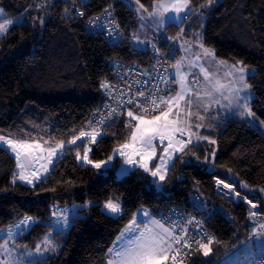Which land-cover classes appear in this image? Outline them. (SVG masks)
Instances as JSON below:
<instances>
[{"label":"trees","instance_id":"trees-1","mask_svg":"<svg viewBox=\"0 0 264 264\" xmlns=\"http://www.w3.org/2000/svg\"><path fill=\"white\" fill-rule=\"evenodd\" d=\"M69 1L80 4L87 17L113 8L124 29L123 40L112 43L90 34L82 21L71 16L67 0H0L7 15L16 19L0 38V136L21 140L35 136L37 129H48L52 141L69 144L81 131L90 130L91 117L103 101L101 84L112 76L111 62L143 66L149 62L152 47L140 50L134 44L139 20L128 1ZM190 3V20L179 26L185 27L187 37L202 31L204 45L219 59L255 70L248 78L254 91L252 110L264 123V0ZM140 4L152 11L156 0H139ZM179 26L173 23L167 30ZM127 114L101 130L91 149L92 162L109 159L128 142L131 120ZM205 133L214 143L187 145L161 190L143 169L119 178V161L107 176L101 175L77 156L84 155L85 142L67 147L49 174L29 186L17 181V160L0 141V244L6 240L4 230L30 216L38 223L21 241L36 246L53 230L49 221L56 206L89 203L81 209V216L73 218L68 231L55 233L59 250L37 264H107L108 249L137 212L147 208L159 217L173 208L197 216L214 235L210 255L205 257L197 247L186 264L220 263L252 237L255 225L250 204L230 198L217 181L232 184L257 205L264 218V135L249 121L235 117L215 122ZM158 160L159 155L153 168ZM195 194L207 203L205 211L190 203ZM109 200L121 204L119 216L104 211Z\"/></svg>","mask_w":264,"mask_h":264},{"label":"rangeland","instance_id":"rangeland-1","mask_svg":"<svg viewBox=\"0 0 264 264\" xmlns=\"http://www.w3.org/2000/svg\"><path fill=\"white\" fill-rule=\"evenodd\" d=\"M126 1H128L137 12L139 26L134 35V44L138 49H148L149 47H152L153 44L160 45L162 41L170 42L172 40L178 44L180 43L179 47L180 49H183L186 55V60L184 58V62L180 65L179 74L177 73L176 70L177 63H174L172 65V75L175 78L174 80L175 87L172 91L169 92L168 94L169 96H167L165 99H168L169 97H175L176 93L181 91L180 82L181 79H183V82L186 86L185 99L191 100V105L188 106L185 104V101L183 100L180 101L178 107L172 108V113L170 114L169 119L177 120L178 123L176 127H179L183 132H185L188 135V142L189 141L191 142L190 143L186 142L187 145H191L193 143L199 144V142L202 141L213 143V140L210 139L208 135H206L205 133L206 129H210V127H213L215 122H218L220 120H227L228 118H232V117L249 121L253 127L258 129L264 135V123L262 121H260L255 115L241 114L244 111L242 105L245 103H247L248 108L251 109V112L253 113L252 102L254 100V91L248 83V78L249 76L255 73V70L248 66H244L242 63L227 62L216 57L215 51L204 45L202 31L191 35V37H187L184 34L185 27H180L179 25L183 23L187 24V22H189L190 20V18H188V16L192 13L190 0H189V8L191 9V11L189 12L185 10L184 12H181L180 17L182 18V20L179 19L173 20L170 18L172 14H166L165 22L159 26L156 23L158 17H154L150 15V13L156 12V7H154L152 11H146L144 8H140V5H138L135 1L133 0H126ZM165 2H171V0H165ZM39 5L42 6L41 4ZM5 20H12L14 23L16 22V19L14 17H10L9 15H7L4 8L0 5V23H3ZM14 23L9 25V30L14 25ZM173 23L178 25L180 28L177 29L175 27H172V30L168 31L167 30L168 27ZM7 32L0 33V38L5 36ZM165 44H164V48H166ZM201 44L203 45V48L200 47ZM204 49L211 50L212 52H214L215 55L205 56ZM197 54L200 55L199 60H197L196 58ZM220 62H224V63H220ZM201 66H203V68L209 72L210 78L213 83H215V81L218 80L223 85L220 91H213L211 96L205 95V90L207 88H210L211 85H209L208 82L205 80L204 72L201 70ZM241 67L245 69L244 73L239 72V69ZM195 70L199 73L201 78V85L197 88H194L193 85L189 82V75L191 73H195L196 72ZM240 75H244L243 81L239 79ZM245 83L249 85L247 89L244 88ZM188 89L194 91H188ZM237 92L239 93V97H240L238 102L236 96ZM167 107L168 105L164 104V107L162 105L161 109L166 110ZM177 111H179L180 113L179 117L175 115ZM133 113L134 115L142 114L140 112H133ZM152 116L145 115V119H150ZM128 118H130L131 120L128 126L129 129L128 142H130L131 132L133 131V128L138 123V121L133 120L129 116ZM89 125H90L89 126L90 130L88 131V133H92L96 135L95 142L91 140L90 136L80 137V139H78L75 144L63 143L64 147L62 149L58 148L57 155L54 156H49L48 149L51 147H56V145H58L59 143L54 142L50 139V134L48 129H43V130L37 129L35 130V136L33 137L26 136L25 138L21 139L23 141L32 143L34 145L39 144L40 147L34 148L32 150V155L30 156L32 160L31 167H29L25 162V160H23V153L21 154L22 155L21 162L25 165L24 175L28 176L29 179H32L33 183L29 184L26 181H23L19 178V173L21 171L19 167L17 169V177H16L17 181L29 186H33L36 183L40 182L49 174V172L53 168L54 162L64 154L65 149L67 147L75 146L78 143H82V142L86 143L85 151L88 152V159L90 160L91 149L101 137L102 131L93 128L94 126L92 127L91 124ZM4 138L5 141L8 139L14 141H20L17 139H13L11 137H4ZM173 143L175 146V141ZM1 144L7 147V144L4 141H1ZM153 144L155 146V156L149 162V168L155 170V168L152 167V162L155 160V158L158 155L159 157L163 155L165 157V162H166L165 166L161 169V174L164 175V179L160 180L159 175L155 177L153 176L157 188L161 190L162 182L166 179L168 172L172 167L176 157L181 152L180 151L173 152L172 149H169V152L172 153L171 159H169L168 153L164 152V148H166L168 145L167 139H165L163 143H161L159 139H157L156 141L153 142ZM116 150L110 156L111 159L109 158L107 160L101 161L102 163L97 162V163H101V167L97 168L101 175L107 176L109 170L114 168L118 163V161L119 163L117 165L118 166L117 176L119 178H123L127 176L136 169H143L138 165L125 163V157L121 156ZM12 154L15 156V153L12 152ZM136 159L139 160V157H136ZM49 160H51L52 163H49ZM79 160L84 164H88L92 166H94L95 164V162L92 163L86 162L83 159V155L79 156ZM160 163L161 161L159 159L157 165H159ZM33 172L36 173V176H32ZM148 173L151 174L150 171H148ZM37 177H39V179H37ZM218 185L220 187V190L223 193L227 194L230 198H233L236 201L242 200L240 198H237L234 193L230 195L229 190L225 189L223 187V184H218ZM243 200L246 202L249 201L247 200V198ZM88 206H90L89 203L74 204L66 207L56 206L54 208L52 212V219L49 221L50 223L54 224V222L57 220V215H53V213L59 214L60 212H63L69 218L68 227L63 228V230L59 228H53V230L49 232L51 233L50 239L52 241V244L55 246L54 251L46 250V248L49 246L43 243L44 240L38 243L36 246H32V247L26 244L25 242L21 241V238H23L24 235L36 223H38V220L35 218L34 219L36 223L32 225L31 228L25 227V230L21 232L19 235H16L17 229L14 226L11 227L13 232V238H9L8 236L9 229L4 230L2 232V237L6 238L5 241H7V245L6 248H0V264H5L6 261L11 262V264H37L38 261L46 258L51 254L56 253L59 250V245L54 240L55 233L68 231L73 222V218H77L81 216V209L87 208ZM104 211L113 216H119L122 213V207L120 213H110L108 212L107 209H105V207H104ZM250 212L256 213V216L254 217L251 216V221L255 225L252 237L248 241L236 247L218 264H255L257 259L264 254V236L256 235V233L260 231V225L264 224V218L259 216L257 207L255 209L251 207ZM145 213H147V215H145ZM134 217H136V224L133 225V227L135 228L136 226H138V231H144L145 225L151 228L154 232L162 231V229H160L157 225L151 223L152 220L159 221L160 224L164 225V228L171 229L165 223H163L157 215L152 214V212L147 208H142L139 212L135 214ZM61 223H63V221H61ZM130 224L131 221L124 228V230ZM128 235H130V233H126V237ZM4 243L0 245H3ZM37 246H40L39 252L36 251ZM114 246L117 247L119 246L117 240ZM174 247H176V245H174ZM111 258H112V254H110V259ZM169 260L170 259H168L165 262V264L168 263Z\"/></svg>","mask_w":264,"mask_h":264},{"label":"snow or ice","instance_id":"snow-or-ice-1","mask_svg":"<svg viewBox=\"0 0 264 264\" xmlns=\"http://www.w3.org/2000/svg\"><path fill=\"white\" fill-rule=\"evenodd\" d=\"M136 2L139 4V0H136ZM209 2H211V0H209ZM155 7L156 12L150 13V15L158 17V19L156 20L158 26L165 22L166 14H172L170 18L173 20H182V18L180 17V13L184 12L185 10L189 12L191 11V9L189 8V0H171V2H165V0H156ZM140 8H143L142 4H140ZM13 23L14 22L12 20H5L3 23H0V33H6L9 30V25ZM200 47L203 48V45L201 44ZM156 51L159 52V49H156ZM204 55L214 56L215 54L209 49H204ZM196 58L197 60H199L200 55L197 54ZM176 70L179 74V62L176 65ZM201 70L204 72L205 80L208 82L209 85H211L210 88H207L205 90V95L211 96L213 91H220V89L223 87L221 82L217 80L215 81V83H213L210 78L209 72L205 70L203 66H201ZM239 72L244 73L245 69L241 67L239 69ZM239 79L243 81L244 75H240ZM101 87L108 88L109 85L107 82H102ZM248 87L249 85L245 83L244 88L247 89ZM180 89L181 91L177 92L175 97H169L168 99L161 98L159 104L156 102V100H152L151 108L137 104V107H140L141 112L143 113L141 115H134L132 111H129L128 116L131 117L133 120L138 121V123L134 126L133 131L131 132L130 142H126L120 145L119 148L116 150L121 156L125 157V163L138 165L139 167H142L144 171H150L151 175L154 177L159 175L160 180L164 179V175L161 174V169L165 166L166 162L165 157L162 155L159 157L161 163L155 166V170L149 168V162L155 156V146L153 142L157 139H159L161 143H163L165 139L168 140V145L166 148H164V152L168 153L169 159H171L172 155V153L169 152V149H172L173 152H183L187 147V144L182 139H175L176 132L182 133V130L179 127H176L178 121L169 119V116L172 113V108L178 107L180 101L183 100L185 101L186 105H191V100L185 99L186 86L183 82V79H181L180 82ZM188 91L194 90L188 89ZM139 95L142 96L143 93H139ZM236 96L238 102L240 99L238 92ZM128 103L131 104L133 103V101L130 99L128 100ZM160 104L168 105L167 109H161ZM242 107L244 109V111L241 113L242 115H254L251 112V109L248 108L247 103L243 104ZM157 110H159V114L153 115L150 119H145V115L148 112ZM175 115L179 117V111H177ZM85 136H90L93 142H95L96 140L95 134L81 131L80 136L74 137L71 141H69V143L75 144L76 141L80 139V137ZM0 141H4L7 144V149H10L13 153H15L17 165L21 169L19 173V178L29 184L33 183L32 179H29L28 176L24 175L25 165L21 162V154L23 153V160L26 161L32 155V150L34 148H39L40 145H34L23 140L14 141L8 139L5 141V138L3 136H0ZM174 141L175 146L173 143ZM190 142L191 141H189L188 143ZM63 147L64 144L63 141H61L58 145H56V147L49 148V156L57 155V149H62ZM77 156L79 157L80 154L77 153ZM136 157H139V160H137ZM83 159L88 163H92V161L88 159L87 151H85ZM49 163H52V161L49 160ZM101 163H95L94 167L100 168ZM32 176H36V173L33 172ZM15 177L16 174H14L13 182H15ZM37 179H39V177H37ZM217 183L223 184V187L229 190L230 195L234 193L237 198H240L242 200L246 199V197L241 196V193L237 191L232 184L224 183L223 180H218ZM241 187H247V185H241ZM248 203L253 209L257 207V205L252 203L250 200L248 201ZM104 207L110 213L121 212L120 204L112 200L107 201ZM53 215H57V220L54 222L53 225H50V227L59 228L63 230V228L69 226V218L63 212H60L59 214L53 213ZM145 215H147V213H145ZM250 215L254 217L256 216V213L251 212ZM61 221H63V223H61ZM192 222L193 221L191 220L189 221V223ZM35 223L36 221L33 217H24V219H22L18 224L14 226L17 229L16 235H19L21 232H23L25 230V227L31 228L32 225H34ZM151 223L157 225L160 229H162V231L154 232L147 225H145L144 231H138V226H136L135 228L133 227V225L136 224V217H133L131 224L120 234V236L117 237V243L119 246H114L108 249V252L112 254V258L108 260L107 264H165L168 259H171L174 264H176L177 257L181 253V249L174 247V245L181 244L183 245V247L190 248L191 242L193 241L198 245V250L202 251V254L205 257L209 256L212 252V248L210 247V245L215 242L214 238H206L207 242L194 240V238H187L186 230L182 229V232H184L183 235H176L174 229L164 228V225L160 224L159 221L152 220ZM126 233H130V235L126 237ZM256 235L264 236V224L260 225V231L257 232ZM8 236L9 238H13V232L11 227L9 228ZM50 236L51 233H48L45 236L43 243L49 246L46 248V250L54 251L55 246L52 244ZM6 245L7 241H5L3 245H0V248H6ZM36 251H40V246H37ZM5 264H11V262L6 261Z\"/></svg>","mask_w":264,"mask_h":264},{"label":"built area","instance_id":"built-area-1","mask_svg":"<svg viewBox=\"0 0 264 264\" xmlns=\"http://www.w3.org/2000/svg\"><path fill=\"white\" fill-rule=\"evenodd\" d=\"M67 2L70 4L71 16L82 21L83 26L90 34L103 36L112 43L123 40L125 36L123 27L113 8H109L101 14L87 17L80 4L69 0ZM179 44L171 40L165 45L166 48L153 45L149 62L144 66L124 60H113L111 62L112 76L103 81L107 82L109 87H101L103 101L91 117L90 124L92 127L102 130L113 120L129 111L142 113L137 104L151 108L152 100H156L159 104L161 98L165 99L175 87L171 78L172 65L178 62L181 65L184 58L186 60V55L183 49H180ZM156 49H159V52ZM189 82L194 88H197L201 85V78L197 73H191ZM139 93H143V95L141 96ZM130 99L133 101L131 104L128 103ZM162 105L160 104V108ZM157 113L159 110L150 111L146 115L152 116ZM175 139H182L186 143L188 142V135L183 131L182 133L176 132ZM190 203L204 211L207 208V203L197 194L190 198ZM159 218L169 228L174 229L176 235H183V229L187 232V238H194V240L207 242L206 238L214 237L202 220L193 214L172 208L162 213ZM190 220L193 222L189 223ZM197 247L198 245L194 241L191 242L190 248L177 244L176 248H180L181 253L177 257L176 264H186ZM166 264H174V262L170 259ZM255 264H264V254L257 259Z\"/></svg>","mask_w":264,"mask_h":264},{"label":"water","instance_id":"water-1","mask_svg":"<svg viewBox=\"0 0 264 264\" xmlns=\"http://www.w3.org/2000/svg\"><path fill=\"white\" fill-rule=\"evenodd\" d=\"M25 162L27 163V165H28L29 167L32 166V160H31L30 157H29L28 160H26Z\"/></svg>","mask_w":264,"mask_h":264},{"label":"crops","instance_id":"crops-1","mask_svg":"<svg viewBox=\"0 0 264 264\" xmlns=\"http://www.w3.org/2000/svg\"><path fill=\"white\" fill-rule=\"evenodd\" d=\"M153 45H156V44H153ZM140 50H145V49H140ZM196 71V70H195ZM195 73H197L198 75H199V73L196 71ZM200 76V75H199ZM171 78H172V80L174 81L175 80V78L173 77V75H172V72H171ZM167 96H169V95H167ZM166 96V97H167ZM163 107H164V104H163Z\"/></svg>","mask_w":264,"mask_h":264}]
</instances>
